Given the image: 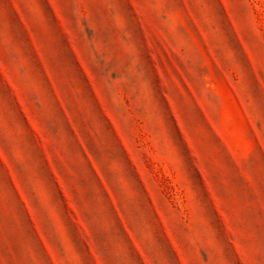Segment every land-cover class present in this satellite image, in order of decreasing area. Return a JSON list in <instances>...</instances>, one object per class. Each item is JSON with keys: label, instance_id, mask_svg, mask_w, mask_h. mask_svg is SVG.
<instances>
[{"label": "rangeland", "instance_id": "1", "mask_svg": "<svg viewBox=\"0 0 264 264\" xmlns=\"http://www.w3.org/2000/svg\"><path fill=\"white\" fill-rule=\"evenodd\" d=\"M0 264H264V0H0Z\"/></svg>", "mask_w": 264, "mask_h": 264}]
</instances>
